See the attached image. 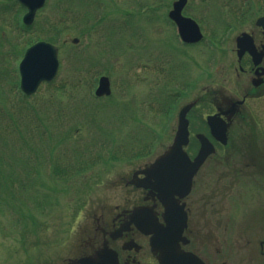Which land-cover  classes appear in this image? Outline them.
<instances>
[{
	"label": "rangeland",
	"instance_id": "rangeland-1",
	"mask_svg": "<svg viewBox=\"0 0 264 264\" xmlns=\"http://www.w3.org/2000/svg\"><path fill=\"white\" fill-rule=\"evenodd\" d=\"M155 1L46 0L33 23L24 28L21 18L25 10L16 0H0V101L6 106L4 111L0 110V138L12 139L20 135L23 140H36L39 128L36 117L45 109L59 119L51 129H63L55 141L62 143L61 147L53 149V156L59 157L55 164L41 159L42 156L27 155L26 151L21 154L24 161L10 162L2 157L0 148V169L3 171L0 172V264H61L67 257L75 255L93 232V215L98 217L104 213L101 207L109 205L112 209V206L125 202L130 188H126L120 178L126 179L134 170L153 162L171 144L178 109L187 102L188 95L183 97L180 94L183 84L172 83L167 87L171 82L170 68L183 60L187 75H192L188 76L189 80L195 83L206 69L203 60L209 52L200 47L191 48L192 60L185 59L183 47L173 38V26L166 20L172 0H161L159 7ZM259 1L262 0L227 2L232 9L241 7L248 11L246 17L249 20ZM242 2L246 4L243 6ZM143 6L148 8L139 15ZM149 6L158 7L153 9L158 13L150 11ZM202 6L201 3H192L189 10L204 18L206 8ZM125 9L128 17L122 12ZM223 11L217 6L207 14L206 20L215 27L219 26L220 22L231 18L228 11ZM86 14L89 18L86 25H82L84 21L78 16ZM20 24L22 28L18 30ZM55 27L62 29L61 37L55 40L58 43L55 45L60 47L59 74L53 83L43 84L26 100L15 87H18L19 80L18 62L28 45L47 32L53 33ZM85 28L88 30L84 33L90 34L82 38L81 31ZM224 35L220 39L222 47L229 43L228 34ZM73 38L78 39L75 45L70 43ZM62 39L66 41L63 46ZM141 65L145 68L143 72ZM152 66L160 71L155 83ZM107 69L109 75L105 73ZM181 73L186 75L184 67ZM97 74L109 78L111 94L99 101L86 102L90 107L81 106L80 96L94 98ZM142 79L147 83L136 81ZM84 83H89L88 89ZM198 87L200 83L192 84L193 96L200 95ZM165 94L172 100L162 103L161 96ZM152 98H157L158 102L153 104ZM169 102L171 110L166 109ZM60 109L67 111L64 117H60ZM198 109L201 112L206 107L203 105ZM78 121L81 122L80 130ZM105 150L108 154L103 158ZM82 154L93 156L96 161L85 172L87 178H71L72 166ZM261 154L264 155V148ZM17 157L20 158L19 153ZM244 163L241 162L243 167ZM36 165L41 168L34 172L31 167ZM6 166L11 167L10 170L7 171ZM53 166L60 167V176L51 174ZM217 170L212 169L207 179L208 193L213 192L211 188L223 190V182L214 181ZM202 172L196 179L198 191H201V182L205 179ZM253 180L241 183L239 198L231 196L230 192L215 194L210 201L215 207L212 213H216L210 217L211 222L217 217L225 220L226 215L232 218L233 214L239 223L241 220L239 230L228 227L223 231L220 228L208 236L210 243L220 241L222 233L226 242L241 241V246L236 244L231 251H225L227 264H250L248 248L256 245L263 235L261 223L258 230L256 222L252 225L257 220L253 214L262 213L260 207L264 208V197L251 194ZM63 184L72 189L76 184V188L73 192L67 189L58 193ZM238 206L242 213H236ZM246 240L253 245L244 248Z\"/></svg>",
	"mask_w": 264,
	"mask_h": 264
},
{
	"label": "flooded vegetation",
	"instance_id": "flooded-vegetation-1",
	"mask_svg": "<svg viewBox=\"0 0 264 264\" xmlns=\"http://www.w3.org/2000/svg\"><path fill=\"white\" fill-rule=\"evenodd\" d=\"M175 1H171L170 7ZM227 1L185 0L180 14L184 18L192 19L202 35V39L195 44L181 42L177 38L176 23L170 22L173 26L172 33L174 32L176 40L180 42L179 46L184 49L185 59L192 60L190 49L193 46H212V53H209V57L204 61V66H209V69L198 82L201 83L200 95H192V82L188 75L184 81L183 76H179V80L175 82L186 83L181 94L183 97L187 94V101L194 104L187 114L188 157L192 160L197 154L200 145L196 139L198 134L203 135L213 148V153L197 171L190 193L184 198L187 221L183 236L187 242L184 245L180 243V251L196 256L202 264H227L225 251H231L236 244L241 246L240 240L226 242L223 233L220 241L209 242L208 236L214 234V231L220 228L224 231L228 227L239 230L241 224L235 214L232 218L226 215L225 220L217 217L215 221H210V217L216 215L212 213L215 207L210 202L213 195L232 192L231 196L239 197L242 177L251 180L258 177L252 181L254 192L251 194L260 196L259 198L264 197V155L261 154V149L264 148V22L258 24V20L264 17V0L255 5L253 16L249 20L246 17L248 11L241 7L238 10L232 9ZM192 3L203 4L202 7L206 8L205 19L202 15L190 12ZM242 4L244 6L246 3ZM217 6L222 11H228L231 18L223 20L215 27L206 17ZM227 20L232 23L226 22ZM207 25H210V28ZM180 26L183 29V25ZM225 33L228 34L229 43L222 47L220 39ZM184 66L186 67V64ZM203 105L206 109L198 112L197 108ZM209 118H213L211 122L215 123L219 135L221 128L225 129L224 135L220 136L223 143L215 138L216 135L211 134L207 123ZM241 160L245 161L244 167ZM215 168L218 170L214 181L223 182V190L216 191L211 188L215 193H208L210 186L207 179ZM201 172L205 179L201 182V191H198L196 179ZM124 182L126 183L127 179ZM119 204L121 205L112 206V209H104V213L98 217L93 215V232L86 237L85 245L82 244L75 255L69 256L61 264H158L152 253L149 237L136 228L134 221L137 218L132 217L131 212L138 207L150 208L156 214L158 222L162 223L163 208L160 202L153 194L131 187L125 202ZM260 210L262 213L253 214L257 220H254L252 225L256 222L255 227L258 230L261 223L263 235L256 245L249 240L244 241L243 245L244 248L253 245L251 249L248 248L250 264H264V208L260 207ZM240 212L238 207L236 213ZM84 258L83 263L78 262Z\"/></svg>",
	"mask_w": 264,
	"mask_h": 264
},
{
	"label": "water",
	"instance_id": "water-1",
	"mask_svg": "<svg viewBox=\"0 0 264 264\" xmlns=\"http://www.w3.org/2000/svg\"><path fill=\"white\" fill-rule=\"evenodd\" d=\"M23 7L27 9V13L23 16V23L29 25L34 17L37 9L41 8L44 0H18ZM184 4V0H179L174 4L173 10L169 13V18L175 20L179 25L184 24L186 31L182 39L187 42H196L200 40V35L197 26L189 20L180 19V10ZM262 21V20H261ZM73 43L76 40L72 41ZM57 49L45 42H38L28 48L19 64L20 73V90L31 95L42 81L51 80L57 70ZM109 83L106 77H101L98 81V87L95 91L97 97L109 95ZM191 105H186L181 109L178 115V125L173 143L158 156L149 166L141 171L135 172L130 184L136 187L148 189L150 193H155L165 208L163 214L165 228H161L160 233L154 229V221L148 215L135 210L137 217L146 216L147 220L140 219L139 228L145 233L155 232L151 238L154 246L160 244L167 252L162 256H158L160 264H166L165 257L175 255V243L181 240V234L185 227L186 215L183 211V204L179 205V199L187 195L190 190L191 180L196 170L200 167L206 156L211 152V149L202 139L201 147L198 155L190 160L183 147L188 141L186 113ZM142 174L143 178L138 179L137 175ZM178 197V199L175 198ZM155 252V250H154ZM178 264H184L179 262Z\"/></svg>",
	"mask_w": 264,
	"mask_h": 264
},
{
	"label": "trees",
	"instance_id": "trees-1",
	"mask_svg": "<svg viewBox=\"0 0 264 264\" xmlns=\"http://www.w3.org/2000/svg\"><path fill=\"white\" fill-rule=\"evenodd\" d=\"M44 36H45L44 38L49 42H54L56 40V34H55V38L52 37V34H50V33H45ZM84 86H86L88 89L89 83H84ZM86 94L88 95L87 92H86ZM80 100H81V106H83V104H84L86 107H90L89 104L87 105L85 103L86 102L91 103V99H86V97H84V96H82V98H81V96H80ZM3 107H6V106L4 105L3 102L0 101V110H3ZM48 111L49 110L45 109V111L43 110V113L41 115H38L36 117L37 125L39 126V128L36 132V140L33 141L31 138L23 140V138L20 135H15L12 139L11 138L7 139V138H5V136H1L0 148H2V150H3V152L1 151L2 152L1 154H2V157L4 159H9L10 162H22L24 160H23V158H21V154L24 151H26L27 155L32 154L35 156H40V157L42 156L41 159L47 160L50 164H55L57 162L59 157L55 158L53 156V153H54L53 149H58L61 147L62 143L58 144L55 141L62 135L63 129H61V128L51 129L52 125L56 121H58L59 119L54 117L52 115V113L49 114ZM58 112H59L60 117H62V116L64 117L65 113L67 111L66 110L63 111L62 109H60V111H58ZM5 113H7V109L5 110ZM86 115L87 114H85V116ZM81 122H83V121L81 120ZM81 122L78 121V124H79L78 129L79 130L81 127V125H80ZM101 132H102V134L105 133L104 136H107V133L105 131H101ZM111 134L112 133L110 132V135ZM108 142H111V140L108 139ZM4 144H6V145L2 146ZM43 147H45V150ZM18 153H19L20 158L17 157ZM107 154H108V151L105 150L103 152V158H105V156ZM24 158L26 160H29V158L27 156H24ZM99 158L100 157H98L97 159H99ZM95 161H96V158L93 156H89V155L86 156V154L80 155L78 162L74 166H72L71 178H76V179L78 178L80 180L87 178L88 175H86L87 173H85V172L92 166V164ZM108 164H109V162L106 163V165H108ZM10 168L11 167L6 166L7 171L10 170ZM59 169H60V167L56 168L53 166L51 174L55 177L60 176L61 173H60ZM0 172L3 173V171L1 169H0ZM11 173H12V171L9 172V174L7 176L8 178L11 177ZM90 174H92V173H90ZM73 188L74 189H72L68 184H63L59 188L58 193L64 192L67 189H70L73 192L76 188V184H74Z\"/></svg>",
	"mask_w": 264,
	"mask_h": 264
}]
</instances>
